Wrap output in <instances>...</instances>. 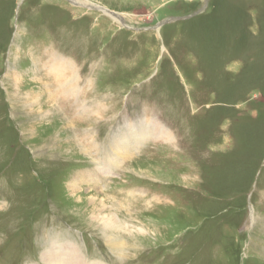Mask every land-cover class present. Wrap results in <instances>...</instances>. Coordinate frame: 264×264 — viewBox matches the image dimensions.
Returning <instances> with one entry per match:
<instances>
[{
  "label": "rangeland",
  "instance_id": "1",
  "mask_svg": "<svg viewBox=\"0 0 264 264\" xmlns=\"http://www.w3.org/2000/svg\"><path fill=\"white\" fill-rule=\"evenodd\" d=\"M79 1L0 0V264H264V0Z\"/></svg>",
  "mask_w": 264,
  "mask_h": 264
},
{
  "label": "bare ground",
  "instance_id": "2",
  "mask_svg": "<svg viewBox=\"0 0 264 264\" xmlns=\"http://www.w3.org/2000/svg\"><path fill=\"white\" fill-rule=\"evenodd\" d=\"M72 1L76 2L77 0H72ZM82 4L84 5V3H81V5ZM98 8L100 10H103L106 13H110V15L112 14L113 16H116L115 14L108 11L107 9H104L101 7H98ZM119 18H120V16H119ZM116 20H119V19L116 18ZM122 23H123V21H122ZM67 67H64L63 65L58 64L55 67V69L57 70V72L59 73V75L62 78L63 77L67 78L66 73L69 69H71V67L69 65ZM66 81H68V80H66ZM73 81H74V79L70 80L69 82H73ZM68 84L69 83H65L63 85V88L65 91L67 90L71 93L74 90V87H73L72 83H71V85H72L71 87H69ZM119 157L120 156H117V158L109 159V163L105 164L104 167L101 166V164H99L98 172H89V173H85L84 176H80V181L78 183H84V182H86V183H89V182L98 183V182H100V180L102 178H104V176L109 175V174L110 175L113 174L112 170H111L112 167H110V164H114V167H115L118 164V160H120ZM117 167H118V165H117ZM72 188H73V190H75V187L72 186ZM79 199H82V197H79ZM87 199L89 201L90 206L93 205L94 208L96 207V210L94 209V211L92 212V216H93L92 219H93V221L98 222L100 224L104 233H106L108 231L113 232L116 230V228L118 230L126 229V231H128V233L130 232L133 234H144L146 232L145 229H143V228H136L133 231L130 230V228L132 227V226L130 227V223L126 224L124 228L122 226H119V224H118V223H120L119 215L115 214V213L112 215L111 211L113 212V210H111V211L109 210L110 208L108 207L107 203L100 196L98 198L93 196V197L87 198ZM97 201L99 203H97ZM106 207H108L109 209H107ZM254 220H256L255 217H254ZM118 242H119V240L114 241V246H116L117 248L119 247ZM120 243L122 244L121 241H120ZM109 245L111 246V243ZM79 247L77 245H75L74 242H72V243L67 242V243H63V244L58 243L57 241L53 242L52 246L44 251V253L42 255V262L44 264H102L100 262H88L89 260L87 261L82 254V251H81L82 248L80 249Z\"/></svg>",
  "mask_w": 264,
  "mask_h": 264
},
{
  "label": "water",
  "instance_id": "3",
  "mask_svg": "<svg viewBox=\"0 0 264 264\" xmlns=\"http://www.w3.org/2000/svg\"><path fill=\"white\" fill-rule=\"evenodd\" d=\"M72 1V0H71ZM210 0H206V6L208 5V2H209ZM74 4L76 3V4H78L77 2H73ZM81 5V4H80ZM203 10H204V8L203 9H201V10H199L198 12H196V13H194V14H192V15H190V16H186V17H176V18H171V19H168V20H166L165 22H163V23H161L160 25H158L159 27H162V26H164V25H167V24H170V23H176V22H181V21H185V20H189V19H191V18H193V17H196L197 15H199V14H201L202 12H203ZM114 14V13H113ZM157 26V27H158Z\"/></svg>",
  "mask_w": 264,
  "mask_h": 264
}]
</instances>
